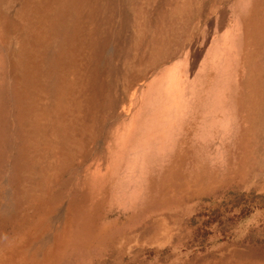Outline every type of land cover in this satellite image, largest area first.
<instances>
[{"label":"rangeland","instance_id":"obj_1","mask_svg":"<svg viewBox=\"0 0 264 264\" xmlns=\"http://www.w3.org/2000/svg\"><path fill=\"white\" fill-rule=\"evenodd\" d=\"M0 264H264V0H0Z\"/></svg>","mask_w":264,"mask_h":264}]
</instances>
